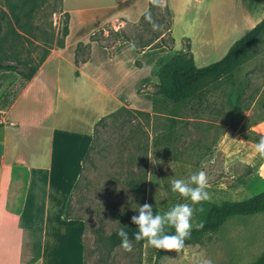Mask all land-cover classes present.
<instances>
[{
  "label": "crops",
  "instance_id": "crops-1",
  "mask_svg": "<svg viewBox=\"0 0 264 264\" xmlns=\"http://www.w3.org/2000/svg\"><path fill=\"white\" fill-rule=\"evenodd\" d=\"M161 1L173 45L138 51L127 41L107 48L93 37L108 39L109 30L135 36L149 0H61L52 49L0 106V264H84V225L65 213L97 122L121 107L152 114L151 91L170 57L188 45L195 67L208 66L264 19V0ZM61 19L67 32L57 46ZM11 72H0V93ZM245 116L239 131L248 136L250 173L233 193L264 186V158L254 150L264 136V81ZM19 172L24 180L13 203Z\"/></svg>",
  "mask_w": 264,
  "mask_h": 264
},
{
  "label": "rangeland",
  "instance_id": "rangeland-1",
  "mask_svg": "<svg viewBox=\"0 0 264 264\" xmlns=\"http://www.w3.org/2000/svg\"><path fill=\"white\" fill-rule=\"evenodd\" d=\"M163 5L160 0L137 27V43H151L165 32ZM60 6L61 0H0V61L17 68L8 74L0 106L5 107L17 95L31 71L37 70L52 49ZM59 23L57 46L62 42L65 20ZM167 38L165 34V41ZM263 81L264 34L230 77L200 87L204 94L200 99L175 107L159 102L150 118L118 112L112 122L108 116L97 126L95 149L85 162L67 209L69 218L84 225V264H251L262 254L264 213L232 216L217 232L182 249L164 250L159 259L157 249L145 241L140 246L132 243V250L126 252L120 246L110 249L107 239L138 213V195L129 191L128 182L138 180L144 163L145 203L152 205L154 213L162 214L175 204L187 202L171 191V181L187 180L197 171H203L207 179L210 198L203 202L241 201L264 191V186L245 193L230 191L243 184L250 173L244 155L250 149L248 136H241L239 125L249 119L245 112ZM226 132L229 134L224 139ZM219 141L214 155L213 147ZM17 175L19 187L13 203L19 199L24 180L22 172ZM201 204L193 205V227L198 223L201 211L196 209Z\"/></svg>",
  "mask_w": 264,
  "mask_h": 264
},
{
  "label": "trees",
  "instance_id": "trees-1",
  "mask_svg": "<svg viewBox=\"0 0 264 264\" xmlns=\"http://www.w3.org/2000/svg\"><path fill=\"white\" fill-rule=\"evenodd\" d=\"M160 4V0H149V8L147 12L143 15L140 24L147 18L155 9V7ZM164 11L167 15V22L165 25V32L159 33L155 40L151 43L135 41V36H126L123 32H115L109 30V38L105 39L101 35H96L93 37V41L98 42L104 47L111 48L115 44L120 43L121 41H127L133 44V46L138 51H143L147 48H155L158 46H165L167 48L172 47L173 38L170 33L171 25V14L166 6H164ZM139 24V25H140ZM67 32L66 26L64 25L62 35L65 36ZM167 34V41L164 39V35ZM264 34V19L260 21L254 28L248 31L242 38L236 41L230 49L227 51L225 56L208 66L197 68L194 65L192 56L189 52V46H186L185 52L177 53L176 55L170 57L158 70V80L159 84L154 87L151 91L153 97V111L156 109V105L159 102L164 104H171L173 107L179 104H187L192 100L200 99L204 94L200 93L199 89L201 86L211 82L212 80H220L225 77H230L237 67L242 63V61L248 56L252 48L259 41L261 36ZM159 39V40H158ZM156 40H158L156 42ZM62 46V42L60 44ZM16 67L12 65H4L0 61V72L2 71H15ZM35 69L31 71L28 75L27 80H30L34 73ZM238 101V97L236 99ZM124 112L128 114H140L150 118L149 113H142L134 110L127 109L125 107L119 108L115 113ZM110 114V121H113L116 115ZM106 116V117H108ZM100 119L93 129L92 141L89 146L88 152L85 155V160L83 163V169L85 167V162L90 157L91 152L95 149V133L97 131V126L104 123L105 118ZM81 175L79 176V178ZM78 178V179H79ZM147 168L146 163H144L142 171L138 177V180L129 179L128 187L129 191L132 194H137V202L142 206L145 203V193L147 185ZM76 184L73 187V190L76 189ZM203 211L200 212V217L198 223L203 222V228H197L196 226L192 228L190 237L185 241L187 243H193L198 241L202 236L210 233L217 232L219 228L232 216H248L258 213H264V191L260 194L253 195L248 199L241 201H223L219 204L202 202ZM67 203L65 217L69 218ZM138 215L135 214L134 216ZM132 218V217H131ZM196 224V225H197ZM129 233V239L132 240L134 245L140 246L144 241L135 242L132 234L137 231L136 225L131 223L125 229ZM119 231V230H118ZM117 231V232H118ZM117 232L110 234L107 239L108 247L113 249L117 246H120V238L117 236ZM174 233V228L170 231H166V234ZM164 250L157 249L156 259H159L163 254ZM251 264H264V251L262 254Z\"/></svg>",
  "mask_w": 264,
  "mask_h": 264
},
{
  "label": "clouds",
  "instance_id": "clouds-1",
  "mask_svg": "<svg viewBox=\"0 0 264 264\" xmlns=\"http://www.w3.org/2000/svg\"><path fill=\"white\" fill-rule=\"evenodd\" d=\"M155 27V25H153ZM255 153L260 158H264V136L254 145ZM207 179L203 171L191 174L187 180L173 179L171 181V191L179 194L187 202L178 203L164 213H154L150 204L138 206V215L131 218V223L136 225L137 231L132 236L135 242L145 241L149 246L162 250H179L185 247V241L190 237L193 228V205H198L209 200V193L206 190ZM203 211L202 208L196 209ZM203 222L196 227L203 228ZM174 228V233L166 234V228ZM126 227H120L117 236L120 238V247L130 252L132 250V240ZM211 264V261L208 262Z\"/></svg>",
  "mask_w": 264,
  "mask_h": 264
}]
</instances>
